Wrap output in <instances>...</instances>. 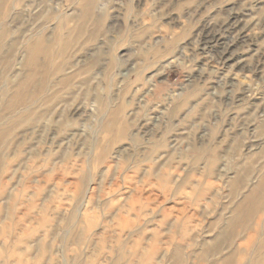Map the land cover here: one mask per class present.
<instances>
[{
  "label": "rangeland",
  "instance_id": "rangeland-1",
  "mask_svg": "<svg viewBox=\"0 0 264 264\" xmlns=\"http://www.w3.org/2000/svg\"><path fill=\"white\" fill-rule=\"evenodd\" d=\"M0 264H264V0H0Z\"/></svg>",
  "mask_w": 264,
  "mask_h": 264
}]
</instances>
